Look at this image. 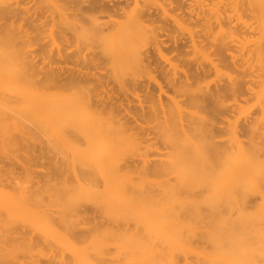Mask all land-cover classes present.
Masks as SVG:
<instances>
[{
	"label": "rangeland",
	"instance_id": "rangeland-1",
	"mask_svg": "<svg viewBox=\"0 0 264 264\" xmlns=\"http://www.w3.org/2000/svg\"><path fill=\"white\" fill-rule=\"evenodd\" d=\"M194 237L189 264H264V6L0 0V264H129Z\"/></svg>",
	"mask_w": 264,
	"mask_h": 264
},
{
	"label": "bare ground",
	"instance_id": "bare-ground-1",
	"mask_svg": "<svg viewBox=\"0 0 264 264\" xmlns=\"http://www.w3.org/2000/svg\"><path fill=\"white\" fill-rule=\"evenodd\" d=\"M181 1V0H180ZM187 1V0H186ZM97 2V1H96ZM170 2V1H169ZM172 2L173 1H171V4H172ZM257 2H258V4H259V6H264V0H257ZM109 3V2H108ZM108 3H107V5H108ZM112 3V2H111ZM111 3H109V4H111ZM183 3V2H182ZM104 4V3H103ZM113 4V3H112ZM118 4V3H117ZM178 4V3H177ZM186 4V3H185ZM114 5V4H113ZM125 5V4H124ZM96 7V6H95ZM102 7V6H101ZM105 7V6H104ZM108 7V6H107ZM106 7V8H107ZM114 7V6H113ZM113 7H111V8H113ZM119 7H120V4H119ZM122 7V6H121ZM123 7H125V6H123ZM179 7H181V6H179ZM97 8V7H96ZM111 8H110V10H111ZM188 8V7H187ZM120 10H121V8H119ZM123 9V8H122ZM152 9V8H151ZM106 10V9H105ZM142 10H144V9H142ZM147 10V9H146ZM154 10V9H153ZM152 10V11H153ZM108 11V10H107ZM107 11H106V13H107ZM115 11H118V10H116L115 9ZM122 11V10H121ZM124 11V10H123ZM122 11V12H123ZM139 11V10H138ZM156 11V10H155ZM194 11V10H193ZM120 12V11H119ZM157 12V11H156ZM112 13H114V12H112ZM194 13V12H193ZM119 14V13H118ZM117 14V15H118ZM150 14H151V11H150V8H148V10L146 11V13H145V15H146V17L147 16H150ZM153 14V13H152ZM151 14V15H152ZM191 14V13H190ZM112 15V14H111ZM114 15V14H113ZM158 15V14H157ZM194 15V14H193ZM197 15V14H196ZM116 16V15H115ZM143 16H144V12L143 13H140V14H137V16H136V22L137 23H140V25H141V22H144V21H142L143 19ZM154 16V15H153ZM111 17V16H110ZM135 18V17H134ZM150 18H151V16H150ZM150 18H148V19H150ZM154 18V17H153ZM112 19V18H111ZM156 19V18H155ZM113 20V19H112ZM135 20V19H134ZM158 20V19H157ZM113 21H115V19L113 20ZM151 21H152V19H151ZM117 22V21H116ZM147 22V21H146ZM145 22V23H146ZM117 24H119V23H117ZM168 24V23H167ZM136 26H138L137 24H135ZM134 25V26H135ZM145 26H146V28H147V25L146 24H144ZM160 25V24H159ZM112 26V25H111ZM114 27L115 26H117V25H113ZM164 26V25H163ZM154 27H156V26H154ZM160 27V26H159ZM99 28V27H98ZM109 28V27H108ZM113 28V27H112ZM116 28V27H115ZM146 28H145V30H146ZM162 28V27H161ZM141 29V28H140ZM148 29H149V26H148ZM151 29V28H150ZM149 29V30H150ZM155 29V28H154ZM154 29L152 30L153 31V33H155L154 32ZM157 29L158 28H156V30L155 31H157ZM163 29H165V28H163ZM162 29V30H163ZM167 29V28H166ZM103 30V29H102ZM113 30H116V29H113ZM133 30V29H132ZM139 31V30H138ZM137 31V32H138ZM159 31H161V29L159 30ZM111 32H113V31H111ZM117 32V31H116ZM136 32V33H137ZM158 32V31H157ZM107 34H108V31L106 32ZM113 33H115V31L113 32ZM133 33V32H132ZM165 33H167V32H165ZM104 34V33H103ZM152 34V33H151ZM154 35V34H153ZM152 35V36H153ZM161 36V35H160ZM162 37V36H161ZM153 38H155V36L153 37ZM157 39V38H156ZM161 40V39H160ZM163 41V40H162ZM157 42V41H156ZM182 42H184V41H182ZM194 44V43H193ZM175 45V44H174ZM177 47V46H176ZM148 56V55H147ZM158 111V110H157ZM149 115V114H148ZM147 116V115H146ZM139 117V116H138ZM148 117V116H147ZM146 117V118H147ZM152 117V116H151ZM145 118V117H144ZM153 118L155 119V120H157L158 121V124H160L159 125V129H158V136H160V134H175L177 131H178V127H179V125H180V123H179V121L176 119V117L174 116V115H172V114H167L166 113V110H164V108H162V110L161 111H158V112H154L153 113ZM157 127V126H156ZM206 131H209V128L208 127H206ZM135 160V159H134ZM133 160V161H134ZM132 161V162H133ZM129 163H130V161H129ZM129 163L128 164H124V166L127 168L128 166H130L129 165ZM134 163H136L135 161H134ZM132 166V165H131ZM135 166V165H134ZM133 167V166H132ZM122 168V167H121ZM131 168V167H130ZM121 172V171H120ZM86 173H90L89 171H86ZM207 236V229H205V230H203L201 233H199V238H204V237H206ZM172 241V243H174V242H177V244L178 243H181V244H184L185 243V241H184V237L183 238H181V239H172L171 240ZM194 242H195V237H194V239L192 240V242L188 245V246H179V247H165V246H159L158 247V250H157V253H156V259H154V260H144V261H131L129 264H189V262H188V253L189 252H191V251H196L199 255L201 254L202 256H204L205 257V254L204 253H201V252H198L197 250H196V245L194 244ZM179 252H181L182 254H183V256H184V259H185V262H183V263H181L180 262V258L178 257L179 256ZM69 264V263H68ZM91 264H105L103 261H94V262H92Z\"/></svg>",
	"mask_w": 264,
	"mask_h": 264
}]
</instances>
